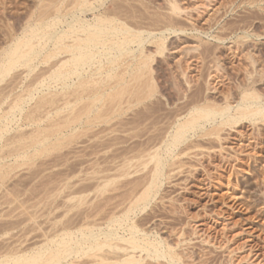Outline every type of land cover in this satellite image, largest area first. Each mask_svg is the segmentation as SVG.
I'll return each instance as SVG.
<instances>
[{
  "label": "rangeland",
  "instance_id": "1",
  "mask_svg": "<svg viewBox=\"0 0 264 264\" xmlns=\"http://www.w3.org/2000/svg\"><path fill=\"white\" fill-rule=\"evenodd\" d=\"M7 1V3L9 4H6L7 10L5 11V14L0 12V44L2 42V37L4 34L3 31L7 29V25L9 24V22H11L10 24L17 28L20 27L22 21L21 19L25 18L24 16L30 15L31 12L36 13L38 11L37 13H39L44 9L47 10V7H44L42 9L40 8V3L38 0ZM72 1L73 0H69V3ZM107 1L108 7H111V4H114V2L116 1L115 4L117 5L115 6L114 4L112 6L113 8H111L113 10H116L115 12H118L117 10L122 9L118 14L121 13L123 15V12H128L129 14L125 12L123 16H120L124 21L126 20V22H131L130 24H133L134 27H138L139 25V28L142 27L143 29L151 30L152 32L158 34L166 29L177 30V32L175 33H169L168 31L165 32L167 38L165 40V49L162 51V53H156L154 51L155 46L154 44H151V42H149L151 38H148L149 40L146 41L145 45V53H148L150 51L154 55V57L150 61L151 67H146V69H143L145 73H143L142 70L143 76H141V78L136 82L134 81V74L126 76V78L129 77L131 79H129L130 81L128 80V82L130 83H127V86H130L133 83L131 87L134 85L144 88L143 86L145 85V88H147L150 79L149 75H154V85H156L157 89L156 95H158L159 97L156 96V98H152L154 99L153 101L152 99L150 101H147L150 102L149 104H146L149 107H147V109L145 107L146 105L140 104L139 106H134L132 110H129L127 112V114L124 116L125 118H134L136 115L137 118L139 116L138 119H140L139 122L141 124L139 127L141 128L138 127V129H136V131L134 132H132L133 130H129V132H122V134L126 133L124 134L126 135V137H123V135L121 134L120 135L121 137L126 139L127 142L124 143L126 146L124 144L121 145L128 147L129 144H135L136 142L138 144L139 142L140 144H144L142 142H145L146 145L148 143H150L151 145V143L154 141L158 142L159 139H163V136L167 135V131H169V129L171 130V127L174 126L175 119L178 117V115L179 117L184 116L189 111L191 106L193 107V105L205 104V102L206 104L209 102L211 104L213 102L212 105L216 104V106L224 104L227 99L232 100L233 102L240 96L239 91L237 90L236 92L234 90L236 87L239 88L241 84L242 88H246V86L247 88L251 87L252 89L250 88V91L255 89V91H257L259 94L264 95V0ZM110 1H113V3ZM45 2L49 3L48 0H46ZM58 2L60 3L59 6H63L66 5L67 0L66 3L64 0L63 2L62 0H58ZM172 2L178 4L177 6H180V9L173 10L171 6L174 3ZM124 6L127 8H125ZM37 7H39L40 11L36 10L38 9ZM49 8L50 7H48V10L51 9L53 11L55 7L53 9ZM52 11L48 12L52 13ZM89 13L91 15V12H88V16H90ZM167 14L169 15V17H167ZM1 15L3 16L2 18ZM125 15H128L129 17H126ZM133 16L136 17L134 18ZM159 17H161L162 19ZM216 46L219 48H217ZM129 58L130 57H127V59L124 58V62H121L119 67L120 72L124 71L123 69L125 67V64L131 60V58ZM138 61L139 59H136L134 61V64ZM136 64L134 65V72H137V69H135ZM148 68L151 69L149 70ZM148 71H150V73ZM39 72L41 71H36V74L33 73L32 77H35L37 74H39ZM13 73H15V71L12 72L10 76H7L10 82L13 81V84L8 81L7 77L5 78V80L7 79V83L4 80V82H0V86L3 85L4 94H8V91L11 90V88H9L10 86L8 85H14L17 80H20V76L17 77L18 79H15V76L18 75V73H15L14 75ZM185 74L187 75L185 76ZM32 77H29L28 81L30 80V78L33 79ZM117 77L111 79L109 83L112 82L110 84H118L117 82H120V78L116 79ZM237 77H240V80ZM173 82L176 83L174 84ZM121 84L122 83H119L118 85ZM5 87L6 89H9H7L6 93ZM177 87H180V89H178ZM0 88L1 90H3L2 86ZM173 89L175 91H173ZM18 90L20 89L17 88L14 91H9V94L10 92L14 93L15 91L18 94ZM49 90L50 93L54 90H56V92H59L55 88ZM167 91L170 92L167 93ZM232 91L234 92L232 93ZM3 92L0 93L3 94ZM43 92L40 93L41 96L40 94L36 95L37 97L39 96V99L37 98L38 100H40V98L44 95H50L48 90H45ZM181 92L183 93V95L181 94ZM230 92L231 94H229ZM71 93H73L72 90ZM14 94L13 97L11 96L9 97V99H13L16 96H14ZM69 94L70 93H68L67 95ZM36 96L34 99H36ZM69 97L71 98L70 100L73 101L74 99L72 98H75V94H70ZM9 99L8 101L11 102L12 100ZM34 99L30 101L31 104L29 103L32 107L27 104L29 107L26 106V109L28 108L27 110L25 109L26 111H28L29 108L35 109L36 105L39 104L37 103V99L35 101ZM61 99L62 98H60V100L58 101L61 102ZM195 99L197 102H195ZM9 102H6L7 104L5 103L3 106L6 107V105H9ZM32 104L35 106V108ZM55 104H51V106L50 104H48L49 107L45 105L47 106L44 107L45 110L43 107V110H37L38 112L36 111L37 113H34L36 117H34L33 114V117L30 118L31 120L33 119L35 123H33V121H30L29 118H26V111H24L22 115L17 114L18 120H15L17 121V123L14 121V124L12 123L8 131L4 132V134L2 135L4 137L0 138V149H3V147H5L4 154H7L8 151L12 153L10 151L12 149H15L16 151H13V154H15H12L7 160L8 162L6 161V163L4 164L5 168L3 167V169L7 171H3V169L0 171V177L3 176L0 181V245L2 246L3 243L4 247L3 248L0 246V250H4L6 248L5 246L9 245V243L7 242H11L12 240H18L19 244L21 245H17L18 241H14L15 243L12 241L9 246L13 247V244L15 247L20 246L18 249L31 247V245H33V243H35L36 241V244H39L45 238V236H41L43 235V233L44 235L45 233L47 235H54L55 233H57V228H59L58 231H62L64 227H73L76 223H78L77 220L80 217L79 214H81L82 209L86 211L89 207L88 204H86V206L84 205V208H79L77 206L76 195L78 194L76 193V191L78 189L79 181L81 178L87 177L83 180L85 185H89L90 183H92V180H89V178L93 176V174L91 175L92 169H90L92 167L91 161L102 158L104 152L101 153L100 151V143H96L89 138L90 135L92 136L94 132L93 130H91L92 132L89 130L84 131L87 132L85 136L83 135V132H81V136L78 132L63 127V122H65L66 116L68 115L69 111H72L73 103L71 104V109L70 105L67 106L68 110L65 109L66 105L63 103H61L60 106H58V103L57 108ZM150 105H152L153 107ZM59 108L63 110L61 111ZM7 109L8 106L7 108H4V111H6ZM47 109H50V112H47L46 114V111H48ZM41 111L42 113L40 114L39 112ZM55 111H61L62 113H57ZM43 113H45L46 115L44 114L43 116H40ZM64 113L66 114V116H63ZM128 113H130V115ZM171 114H173L175 117ZM39 116L42 118H40ZM49 116L51 119L49 118ZM21 117L24 118L21 120ZM35 118L37 122L35 121ZM24 119L29 120V122ZM57 120L59 121V123L62 122V125L59 124L58 126ZM20 124L22 125V127H20ZM167 124L170 126H167ZM33 127H35L37 131ZM44 127L47 129H45ZM151 127H153V129ZM63 128L65 129L62 130ZM55 129H57V131H60L57 132ZM229 129L230 130H228V127H226V129H223L222 131L220 130L221 132H219V136L201 135V137L198 134L190 137L188 140L182 143L176 151V154L174 156L175 158H170V162H168V166H166V173H168L164 178L165 185L163 184L160 193L156 196V199H154L150 203V205L144 211L145 213L141 212V214L139 215V218L141 215H144L143 217L141 216V218H145L147 220L144 221L145 225L149 223L145 228L150 230L154 228L155 230L153 229L151 231L158 236L159 234L162 235L165 231V233L162 235L164 236V238L169 237L170 243L172 244L174 243V241H177L179 243V245L176 242L174 244L177 245L178 248L176 249L179 250L180 256H182V260L185 264H264V121L252 123L249 120H244L241 122V124L235 125V128L229 127ZM48 130L50 131L48 132ZM145 131L147 134L145 133ZM14 132L16 133L14 134ZM39 132L41 133L39 134ZM75 132L77 134H75ZM164 132L166 134H164ZM24 133L25 135L22 136V139L20 136ZM44 133L47 135L44 136ZM137 133L139 134L135 136L134 134ZM26 134L29 137H25L27 136ZM131 134L133 135V138H130ZM148 134L150 135V139L148 138V141L150 140L149 142L147 141V136L149 137ZM6 135L7 138H9V136L12 137L7 139L5 137ZM38 135L40 136L38 137ZM13 136L15 137V139H20H18L17 141L12 140V143L10 139H13ZM215 136L216 138H214ZM30 137H35V139H31ZM19 140H24L23 142L25 144L20 142ZM18 141L24 145L21 144L22 146H20L19 144V147ZM30 141H34L32 142L33 145H30ZM26 142L29 143V147H27L28 145H26ZM89 142L92 143L90 144ZM11 143L13 144V146ZM192 143L194 144V146L192 145ZM188 144H190V147ZM35 145L37 147H35ZM96 145L99 146L95 147ZM31 146H34V148L32 149ZM90 152L93 154H91ZM98 153L101 155H99ZM81 154L84 156H82ZM94 154L96 156H94ZM1 155L3 154L1 153ZM25 155H28V157H26ZM76 155L81 156H79L80 158H78V156ZM23 156L24 158H22ZM17 157L20 158L18 159ZM81 158H83V160ZM139 158L142 159L141 157ZM139 158L135 157L133 158L134 160H130L132 162L129 161V166L130 168H132V171H138L139 173L135 172L132 175L128 176L130 177V179L128 177H125L126 179L122 178L123 180L120 179L118 181L117 184L123 187L122 190L127 189L126 186H128V184L131 182L130 180H134L137 177L140 178L141 176L145 177L146 173L148 174L150 166H148V168H145L144 164L140 165V163L142 164L143 159L141 160V162L139 161ZM75 159L77 160V162ZM135 160L140 166L136 162H134ZM144 160L146 161V158H144ZM171 161L173 163H171ZM132 163L134 165L133 167H131ZM81 164H83V166ZM170 164L174 165L171 166ZM140 168L142 171L140 170ZM171 169L175 171L173 172ZM146 170H148V172H146ZM167 178L170 179L166 180ZM113 186H111L112 188H109L110 191L104 194V197L102 195L96 198L98 201H101L96 202V200L94 203L99 204L104 202L106 199L105 197L115 192L113 190ZM2 187L3 189H5L3 190ZM118 191L119 190H117V192ZM72 192L75 193L73 194ZM91 194V197L88 198H92V196L94 197L96 193ZM6 197L8 199H6ZM67 197L72 200L70 201L69 199H67ZM3 200L4 202H6L5 205L3 203ZM25 206L27 207V209ZM3 207L5 211H3ZM5 207L9 208L10 210L6 209ZM20 207L25 208L21 211ZM150 207L153 209H151ZM16 210H18L19 212H17ZM74 210L76 211V213ZM40 213L43 216H40ZM8 214L9 216H7ZM18 217L20 220H18ZM34 217L35 220H33ZM30 222L31 224H29ZM12 223L14 225H11ZM12 226H14V229ZM8 227H10L11 229ZM158 227L160 228V230ZM169 228L172 232L169 230ZM28 230H30L31 232ZM168 231L172 233H170L171 236L167 233ZM167 238L165 239L168 240ZM6 239H8L9 241ZM5 240L7 242H5ZM180 250L182 251V253H184V255ZM160 262L161 263L158 264H169L165 263L166 261H163L164 263L162 261ZM156 263L157 262H155V264Z\"/></svg>",
  "mask_w": 264,
  "mask_h": 264
},
{
  "label": "bare ground",
  "instance_id": "2",
  "mask_svg": "<svg viewBox=\"0 0 264 264\" xmlns=\"http://www.w3.org/2000/svg\"><path fill=\"white\" fill-rule=\"evenodd\" d=\"M38 1L40 3L39 5H40L41 9L44 7L45 8L47 7V10H48V7L52 8L54 6L55 8L54 7L53 8L55 9V11L53 8L52 9L54 12L49 8L50 10H48V11L49 12L52 11V13H49L46 9L40 11L39 7H37L38 9H36V10H39L40 12L39 13H37L38 11L36 13L31 12L32 14L30 13V15L24 16L25 18L21 19L22 21H21L20 27L16 28L12 24H10L11 22H9V24L7 25V29L4 30V28H3L4 34L2 37V42L0 44L1 45L0 46V82L4 80L7 83V79H8L7 76H10V74L15 71L16 74L18 73V75L15 76V79H18L17 77L20 76V78H19L20 80L19 81L15 80L16 82L14 81L15 82L14 85H11V84L8 85V86H10L9 88H11V90H9L8 88L7 89L9 91H14L15 89L19 88L20 90H18V92H19L18 94L16 91H15L16 93L14 92L15 94L13 92L12 93L10 92V94H9V91L7 94L6 93L7 89L5 87V89H6L5 93L6 94H4V92H3L4 88H3V85H1L3 90H1V88H0V92H3V94L0 93V138L4 137V136H2L4 134V132L8 131V129L11 127L12 123L17 119V117H18L17 114L22 115L23 112L28 109V108L26 109V106H28L27 104H29L30 101H32L36 95H39L41 92H43L45 90H48L50 93L49 89L55 88L59 92H56V90L51 91L50 95L48 94V96L42 95L43 97H41L40 100H38L39 96L38 97L36 96V99L38 98L37 103H39V104L36 105V108L32 104L35 109L29 108L30 111L28 110L25 112L26 118H29V119L32 118L33 114L37 110L39 111L42 109V107L43 108L47 107L48 104H50V106H51V104L53 105L56 103L55 105L57 108L58 106L61 105V103H63L66 105V108L64 107L65 109H67L68 108L67 106H69V105H70V109H71V107H72L71 104L73 103L72 111H69L67 116L65 113L63 114V116L64 115L66 116L65 122H63L64 123L63 127L68 128V129H72V130L78 132L79 135H81L82 134L81 132H83L84 136L87 133L84 131L93 130L94 132H93V134L91 133L92 136L90 135L89 138L92 139L96 143L97 142L100 143V146H101L100 151H101V153L104 152V154H103V157L101 156L102 158L97 157L99 159L91 161L92 167L90 169H92L91 175L93 174V176H91L90 178L88 177V178H89V180H92V183H90L89 185L87 184L88 185L87 186L83 182V180L87 177L81 178L79 181L78 189H77V191L75 190L76 193L78 194V195H76L77 206L79 208L80 207L84 208L86 206V204L89 205L88 209L87 208H86L87 210L85 209L86 211H84V209H82L81 214H79L80 217L77 220L78 223H76V224L74 223L75 225L73 227L72 226H70V227H68V226L64 227L63 226L64 228L62 231H58L59 228H57V230H56L57 233H55L54 235H51V234L47 235L46 233L44 235V233H43V235H41V236H45V238L43 239L42 242L39 241L41 243L36 244V242H37L36 241L35 243H33V245H35V246L31 245V247H28V248H26L24 246L25 247V248L23 247L24 249L20 248L22 250L18 249L20 246L15 247L14 244L12 245L13 247L9 246L13 240L11 242H7L6 240H8V239H6L5 242L9 243V245L5 242L4 243L7 244L9 247L4 245L6 248L4 250H0V264H155V262H157L156 264H158V263H161L160 261H162V262L166 261L165 263H169V264H185L182 260V256H180L179 250L176 249V248H178L177 245L174 244L176 242L179 245V243L177 241H174L173 244L170 243L169 237L168 238L165 237L169 241L166 240L164 238V236H162L165 233V231L162 235L159 234V236H158L151 231L154 228L151 230L145 228L146 225L149 223L146 222L147 224L145 225L144 221L146 219L141 218V216L143 217L144 215H141L140 218H139V215L141 214V212H144L147 209V207L150 205V203L154 199H156V196L160 193L161 188L164 184L165 175L168 173V172L166 173V166H168L167 164H168V162H170L169 161L170 158H173L175 156L177 149L179 148V146L182 143H184L190 137L198 135V134L200 136L201 135L202 136H205V135H207V136L218 135L219 136V134H220L219 132H221L223 129H226V127H228V130H230L229 127L235 128V125L241 124V122L244 120H249L252 123H257L259 121L263 122L264 121V97H262V96H264V95L259 94L257 91H255V89L250 91L251 87L247 88V86H246V88H242L241 87L242 84L240 86L238 85L239 88L236 87L237 89L235 88V90L234 89L233 90L236 92L238 90L240 96L238 95L239 97L237 99L235 98L236 100H234L233 102H232V100L227 99L224 104L219 105V106H216V104L212 105L213 102L211 104H210V102L207 104L205 102V104L193 105V107L191 106L189 111L184 116L179 117V115H178V117L175 119L174 126L171 127V130L169 129V131H167L168 132L167 135H165V136L162 135L164 137L163 139H161L159 136L156 135L160 139L158 142L157 141H154V142L151 141L152 142L151 145H150V143H148L146 145L145 142H142L144 144H140V142L138 144L136 142L137 145H136V143L135 144L132 143L133 145L127 144L128 147H125L126 145L124 143L127 142V140L124 139L123 137L124 136L126 137V135H124L126 133L122 134V132H129V130L130 131L133 130L132 132H134V131H136V129H138V127L141 124L139 122L140 119H138L139 116L136 118L137 113L135 114L136 116L134 115L135 116L134 118H130V117L125 118L124 116L127 114V112L129 110H132L134 106L136 107V106H139L140 104H143V105H146L147 103L149 104L150 102H147V101H150L153 97H155V98H156V96L159 97L158 95H156L157 89H156V85H154V82H155V78L153 77L154 75H152V74H151L152 76L149 75L150 79H149V85L147 86V88H145V85L143 83L142 84L144 85L143 86L144 88H141L140 86H134V85L131 87V85L133 83L130 86L129 85L127 86V83H130V82H128V80L130 78L129 77L126 78V76L134 74L135 75L134 81L136 82L141 78V76H143L142 70L146 69V67H151L150 61L152 60L154 55L150 51H149L150 53L149 52L145 53V50H146L145 45H146L147 40H149L151 38L149 40V42H151V44H154V46H155L154 51L156 53H162V51L165 49V44H166L165 40L167 38L165 32L168 31L169 33L170 32L175 33V32H177V30L166 29V30H164L158 34V33L152 32L151 30L143 29L142 27L139 28V25H138V27L137 26L134 27L133 24L132 25L130 24L131 22H126V20L124 21L122 19V17L120 16V15H122L121 13L118 14L119 11L122 10L120 8L121 6L119 7L121 10H117L118 12H115L116 10L112 9L113 8L112 6L116 3L115 0H114L115 1L114 4H111L112 8L107 6V2H108L107 0H73L70 3H69V0H67V3H66V0H64L66 5H63V6H59L60 3L58 2V0L57 1L56 0H48L50 4L48 2H45L46 0H38ZM169 1H171V0H169ZM7 2H8L7 0H0V12L3 14H5V11L7 10L6 4H9ZM62 2H63V0H62ZM110 2L113 3V1H110ZM172 3H174V2H172ZM172 3H170V4H172ZM249 4H251V3H249ZM116 5L117 4H115V6ZM177 5L178 4L174 3V4H172V6L171 5H169V6H171L173 10H177V9L179 10L180 6H177ZM125 8H127V7H125ZM88 12H91V15L89 13L90 16H88ZM125 12H123V15ZM177 12H175V13H177ZM126 13H128V12H126ZM2 17L3 16L1 15V18ZM21 17H23V16H21ZM161 17H159V18H161ZM167 17H169V15ZM123 18H125V17H123ZM13 20H14V18H13ZM170 20H172V19H170ZM147 27H150V26H147ZM220 35H221V33H220ZM217 48H219V47H217ZM127 57H130L131 60L125 64V67L123 69L124 71L120 72V70H119L120 64H121V62H124L123 59L124 58L127 59ZM219 58H221V57H219ZM136 59L137 60L139 59V61L136 62L138 64L135 63L136 64L135 69H137V72H134L133 71L134 65H135L134 61ZM167 66H168V62H167ZM36 71H41V72H39V74H37L35 77H32L33 73L36 74ZM140 71H141V73H140ZM171 71H173V70H171ZM148 72L150 73V71H148ZM15 73H13V75ZM143 73H145L144 70H143ZM146 73H147V71H146ZM171 73H173V72H171ZM182 74H184V73H182ZM186 75L187 74H185V76ZM6 77H7V79L5 80ZM29 77H32L33 79L30 78V80L28 81ZM115 77H117L116 79L120 78V82H117V83L118 84L122 83L121 85L110 84L112 82L109 83V81ZM185 79H186V77H185ZM8 81H9V79H8ZM12 82H10V83H12ZM177 83H179V82H177ZM238 83H240V82H238ZM3 84H5V83H3ZM233 86H235V85H233ZM177 88L180 89V87H177ZM70 89L72 90L73 93H71ZM69 90H70V92H69ZM173 91H175V90L173 89ZM234 91H232V93ZM169 92L167 91V93H169ZM182 92H184V91H182ZM182 92H181V94L183 95ZM68 93L75 94V98H72V99H74L73 101L70 100L71 99L69 97L70 94L67 95ZM226 93H228V92H226ZM13 94H14V96L15 95L16 96L13 99H11V98L9 99V97H11V96L13 97ZM59 94H61V95H59ZM229 94H231V92ZM40 96H41V94H40ZM67 96L69 97V99ZM60 98H62L61 102L58 101V100H60ZM224 98H226V97H224ZM230 98H232V97H230ZM8 99L12 100V101L9 102ZM36 99H34V101ZM153 100L154 99H152V101ZM6 102L7 103L9 102V105H6V107H4L3 105ZM195 102H197L196 99H195ZM57 104H58V106H57ZM45 105H47V106H45ZM7 106H8V109L6 111H4V108H7ZM150 106H152V105H150ZM145 107L147 109L148 106L146 105ZM44 110H45V108H44ZM47 110L48 111H46V114H47V112L48 113L50 112L49 111L50 109H47ZM60 110L62 111L63 109H60ZM186 110H188V109H186ZM61 111H55V112L62 113ZM43 112H45V111H43ZM52 112H54V111H52ZM135 112H137V111H135ZM39 113L41 114L42 111ZM172 113H174V112H172ZM176 113H177V111H176ZM178 113H181V112H178ZM44 114L45 113H43L40 116H43ZM128 114L130 115V113H128ZM171 115L174 116L173 114H171ZM34 117H36L35 114H34ZM23 118L21 117V120ZM40 118H42V117H40ZM49 118H50V116H49ZM168 118H170V117H168ZM55 119H56V117H55ZM149 119H152V118H149ZM24 120H26V119H24ZM24 120H23V122H24ZM37 120H38V118H37ZM41 120H43V119H41ZM19 121H20V119H19ZM26 121L29 122V120H26ZM30 121H33V119L32 120L30 119ZM35 121H36V118H35ZM15 122L17 123V121H15ZM54 122H56V121H54ZM33 123H35V122L33 121ZM61 123L62 122L59 123V121H58L57 125L59 126V124H61ZM54 125H52V126H54ZM209 125H210V127H209ZM167 126H170V125L167 124ZM20 127H22V125ZM33 128H35V127H33ZM44 128H42V129H44ZM48 128H49V125H48ZM56 128H57V126H56ZM65 128H63L62 130H64ZM139 128H141V127H139ZM146 128H147V126H146ZM151 128L153 129V127H151ZM45 129H47V128H45ZM53 129H54V127H53ZM35 130H36V128H35ZM55 130L57 131V129H55ZM139 130H141V129H139ZM139 130H137V131H139ZM143 130H144V127H143ZM49 131L50 130H48V132ZM58 131H60V130H58ZM160 131H161V129H160ZM43 132H45V131H43ZM76 132H75V134H77ZM165 132H164V134H166ZM15 133L16 132H14V134ZM40 133L41 132H39V134ZM139 133L134 134V135L136 136ZM143 133H144V131H143ZM145 133H146V131H145ZM120 134L123 135V137H121ZM132 134H131L132 137L130 136V138H133ZM24 135H25V133L23 135H21L20 137L23 139L22 136H24ZM45 135H47V134L44 133V136ZM16 136H17V134H16ZM39 136L40 135H38V137ZM5 137L7 138V135ZM11 137L9 136V138H11ZM25 137H29V136L27 135ZM142 137H144V136H142ZM9 138H7V139H9ZM16 138H18V137H16ZM30 138L35 139V137H33V138L30 137ZM148 138L150 139V135H149V137L147 136V141H148ZM214 138H216V136ZM14 139H15V137L13 136V139H10L11 142H12V140L17 141L20 138L15 139V140ZM39 139H41V138H39ZM152 139H153V137H152ZM155 139H156V137H155ZM36 140H38V139H36ZM36 140H34V141H36ZM143 140H146V139H143ZM19 141H18V146H19V144H20V146L25 144L23 142L24 140L20 141L24 144L20 143ZM34 141H30L29 142L30 145H33L32 142H34ZM195 141H197V140H195ZM8 143H9V140H8ZM29 143L26 144V145H28L27 147H29ZM11 144H9V145H11ZM16 144H17V142H16ZM121 144H124L125 146H123ZM188 145L190 147V144H188ZM192 145L194 146L193 143H192ZM6 146H8V145H6ZM12 146H13V144H12ZM97 146H99V145H96L95 147H97ZM35 147H37V146L35 145ZM183 147H182V149H183ZM4 148L5 147H3V149L1 148L3 151L0 149L2 151V152L1 151L0 152L3 154V155H1V153H0V171L3 169L6 161L13 154V151H15V149L14 150L12 149V150H10L12 153H10L8 151L7 154H4V152H5ZM31 148L33 149L34 146L33 147L31 146ZM196 148H197V146H196ZM23 152H24V150H23ZM136 152L137 153L139 152V153L137 154ZM27 153H29V152H27ZM76 153H77V151H76ZM94 153H95V151H94ZM130 153H133V154H130ZM91 154H93V153H91ZM22 155H23V153H22ZM22 155H19V156H22ZM81 155H79V156H81ZM99 155H101V154H99ZM136 155H138V156H136ZM186 155H187V153H186ZM25 156L28 157V155H25ZM76 156H78V155H76ZM79 156H78V158H80ZM82 156H84V155H82ZM94 156H96V155L94 154ZM135 157L136 158L141 157L143 159V162L141 161L142 159L139 158L140 159L139 161L142 162V164L140 163V165L144 164L145 168H148V166H150V170L148 169L149 172H148V170H146V172H148V174L146 173V176L143 175L145 177L141 176L140 178L137 177L134 180H130L131 182L130 181H129L130 183L128 182L129 187L126 186L127 189L122 190L123 187L119 186V184H117L118 181L122 178H125V177L132 175L135 172H138V171H134V170H133L134 171L133 172L132 168H130V166H129L130 165L129 161ZM17 158L19 159L20 157H17ZM22 158H24V156ZM144 158H146V161L144 160ZM81 159L83 160V158H81ZM76 162H77V160H76ZM130 162H132V161H130ZM134 162H136V160ZM136 163L138 164V162H136ZM171 163H173V162L171 161ZM174 164H175V162H174ZM81 165L83 166V164H81ZM173 165H171V166H173ZM133 166L134 165L132 163L131 167H133ZM86 167H88V166H86ZM137 167H135V168H137ZM179 168H180V166H179ZM140 170H141V168H140ZM3 171H7V170L3 169ZM80 171H82V170H80ZM172 171H170V172H172ZM142 174H143V172H142ZM2 177L3 176L0 177V181H1ZM33 178H35V177H33ZM128 178L130 179V177H128ZM168 179H170V178H167L166 180H168ZM4 180H5V178H4ZM6 181H7V179H6ZM1 184H2V182H1ZM113 185H116V186H113ZM111 186L114 187L113 190L115 192H113L110 195H108L107 197H105L106 199L104 202L99 203V204L94 203L97 200L96 199L97 197L102 196V195L104 197V194L106 192L110 191L109 188ZM2 189H3V187H2ZM15 190H17V189H15ZM117 190H119L120 192L119 191L117 192ZM91 193H93V194L96 193V194L94 195V197L92 196V198H88V197H91V195H92ZM7 197H6V199L9 198V197L8 198ZM33 197H34V195H33ZM67 199H69V198L67 197ZM4 200H3V203L5 205L6 202H4ZM69 200L71 201L72 199H69ZM99 201H101V200H99ZM99 201L97 200L96 202H99ZM24 208H21V211ZM3 209H4V207H3ZM6 209H9V208H6ZM26 209H27V207H26ZM66 209H67V206H66ZM151 209H153V208H151ZM18 210H16V211L19 212ZM79 210H81V209H79ZM3 211H5V209ZM75 213H76V211H75ZM7 216H9V214ZM40 216H43V215L41 214ZM19 217H18V220H20ZM8 218H10V217H8ZM21 220H24V219H21ZM33 220H35V217ZM150 220H151V218H150ZM29 224H31V222ZM11 225H14V224L12 223ZM9 226H10V224H9ZM160 226H161V224H160ZM12 227L14 229V226H12ZM8 228H10V227H8ZM33 228H34V226H33ZM159 230H160V228H159ZM169 230H170V228H169ZM172 230H173V228H172ZM28 231H30V230H28ZM171 232L168 231L167 233L170 234ZM32 233H34V232H32ZM17 234H19V233H17ZM171 234H170V236H171ZM9 236H11V235H9ZM17 236H19V235H17ZM26 236H28V235H26ZM32 236H34V235H32ZM178 237H180V236H178ZM14 241H16V240H14ZM22 241H20V242H22ZM22 244H24V243H22ZM17 245H21V244H19V241H18ZM26 246H28V245H26ZM1 247H3V243H2ZM192 251H194V250H192ZM181 253H182V251H181ZM182 254L184 255V253H182ZM187 256H189V255H187Z\"/></svg>",
  "mask_w": 264,
  "mask_h": 264
}]
</instances>
